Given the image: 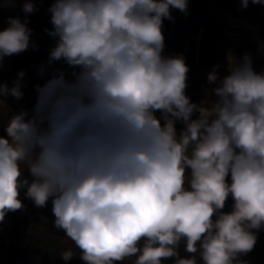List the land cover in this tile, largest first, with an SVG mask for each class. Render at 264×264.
<instances>
[{
	"label": "clouds",
	"instance_id": "clouds-1",
	"mask_svg": "<svg viewBox=\"0 0 264 264\" xmlns=\"http://www.w3.org/2000/svg\"><path fill=\"white\" fill-rule=\"evenodd\" d=\"M250 3L264 6L240 0L238 10ZM37 10L25 0L24 19L7 18L0 67L38 49L28 18ZM173 10L187 17L189 0H54L48 64L69 71L36 85L31 109L4 125L0 222L25 208L23 192L37 208L51 202L83 264H249L241 257L264 230V66L230 54L225 75L220 65L207 75L214 99L193 102L185 56L165 55ZM25 74L0 83V105L23 99Z\"/></svg>",
	"mask_w": 264,
	"mask_h": 264
},
{
	"label": "trees",
	"instance_id": "trees-1",
	"mask_svg": "<svg viewBox=\"0 0 264 264\" xmlns=\"http://www.w3.org/2000/svg\"><path fill=\"white\" fill-rule=\"evenodd\" d=\"M15 2L14 8H0V21L10 16L24 19L22 4L25 0ZM33 2L38 10L28 17L29 27L33 29L30 39L38 45V49L29 48L19 55L5 57L3 67H0V83L9 86L21 70L25 71L23 82L28 85L27 96L20 101L7 99V105H0V136L6 137L4 125L14 112L21 108L31 109L35 102L36 85H43L58 69L69 71L62 60L48 64L50 49L56 41L44 29L51 28L48 8L54 0ZM239 3L240 0H189L187 17L173 10L175 22L164 21L165 55L182 53L185 56L190 68L186 93L193 102L214 99L205 96V90L210 87L207 75L214 65H220L217 71L221 76L226 74L228 60L231 59L228 56L234 51H230L231 48L240 56L259 49L262 55L253 59L254 65L257 68L264 66V48L260 47L264 42V6L250 3L246 10L240 11ZM41 68L44 69L43 74ZM176 127L179 130L182 126L177 124ZM25 175H28L27 172ZM20 199L25 208L8 213L4 221L0 222V227H3L0 232V264H83L74 243L65 236L63 230L54 226L51 202L45 208H37L24 197L23 192ZM231 208L232 201L229 200L223 211L230 212ZM67 248H72L77 255L65 262L59 253ZM180 254L188 255L182 246ZM241 259L249 264H264V230L258 233L253 251ZM134 260L135 257L129 258L123 264H134ZM165 264L172 262L169 260Z\"/></svg>",
	"mask_w": 264,
	"mask_h": 264
},
{
	"label": "rangeland",
	"instance_id": "rangeland-1",
	"mask_svg": "<svg viewBox=\"0 0 264 264\" xmlns=\"http://www.w3.org/2000/svg\"><path fill=\"white\" fill-rule=\"evenodd\" d=\"M3 2V1H2ZM1 2V3H2ZM4 10H6V8H4ZM8 26V24H7V19H5L4 17L1 19V21H0V31H2V30H4L6 27ZM201 36H202V34H201ZM200 36V37H201ZM200 37H199V40H200ZM235 51V49H233V48H231L230 49V51ZM27 89H28V85L27 84H25V86L22 88V91L24 92V97H26L27 96ZM35 96V95H34ZM9 101H12V100H14L13 98H11V97H9V98H7Z\"/></svg>",
	"mask_w": 264,
	"mask_h": 264
},
{
	"label": "built area",
	"instance_id": "built-area-1",
	"mask_svg": "<svg viewBox=\"0 0 264 264\" xmlns=\"http://www.w3.org/2000/svg\"><path fill=\"white\" fill-rule=\"evenodd\" d=\"M248 53H250V54L252 55L253 59L260 58L261 55H262V51H260V50H257V52H255V51H250V52H248ZM231 55H232V56H235V57H241L236 51H233ZM232 59H233V58L231 57L230 61H232ZM2 231H3V227H0V232H2Z\"/></svg>",
	"mask_w": 264,
	"mask_h": 264
},
{
	"label": "water",
	"instance_id": "water-1",
	"mask_svg": "<svg viewBox=\"0 0 264 264\" xmlns=\"http://www.w3.org/2000/svg\"><path fill=\"white\" fill-rule=\"evenodd\" d=\"M3 1V0H2Z\"/></svg>",
	"mask_w": 264,
	"mask_h": 264
}]
</instances>
